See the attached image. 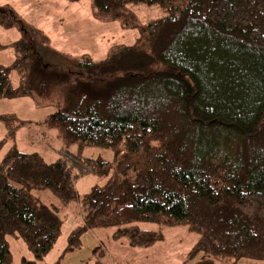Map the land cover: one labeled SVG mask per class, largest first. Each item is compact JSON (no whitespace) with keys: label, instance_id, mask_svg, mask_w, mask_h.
<instances>
[{"label":"trees","instance_id":"1","mask_svg":"<svg viewBox=\"0 0 264 264\" xmlns=\"http://www.w3.org/2000/svg\"><path fill=\"white\" fill-rule=\"evenodd\" d=\"M92 3L126 25L131 3L163 14L140 25L133 18V43L112 46L100 60L83 55L68 70L33 56L23 38L13 42L15 58L0 63V98L51 99L60 87L62 107L46 123L66 147H77L49 162L15 146L3 154L0 264L12 263L9 238L25 242L33 259L24 264L51 250L61 216L34 192L49 189L62 205L77 200L73 167L107 179L81 199L83 223L65 251L92 228H114L113 240L148 248L164 240L163 229L140 223H155L198 235L184 263L264 261V0ZM14 22L0 6V26ZM87 146L111 148L113 159L86 156ZM103 255L93 264H104Z\"/></svg>","mask_w":264,"mask_h":264},{"label":"rangeland","instance_id":"2","mask_svg":"<svg viewBox=\"0 0 264 264\" xmlns=\"http://www.w3.org/2000/svg\"><path fill=\"white\" fill-rule=\"evenodd\" d=\"M0 6L14 13L15 22L9 28L0 26V63L10 64L15 58L13 42L24 39L30 45L31 54L58 70L73 68V61L83 55L94 60L107 56L115 45L131 44L138 37L133 28V18L139 25L163 14L157 5L128 4L123 24L120 19H110L95 10L92 0H0ZM135 22V23H136ZM131 24V26L128 25ZM136 23V24H137ZM39 33L47 36L42 41ZM11 85L19 83L18 73L11 70ZM55 89L51 99L36 97L0 98V161L12 146L24 152H36L45 161H53L62 152L76 149L66 147L59 131L46 123L63 104V91ZM67 153V152H66ZM84 155L111 161V148L87 146ZM79 176L75 189L77 200L62 205L58 196L49 189L35 191L43 202L58 207L62 228L51 250L30 264H93L98 253L104 264H195L191 258L184 263L186 255L197 241L198 235L186 226L160 227L155 223H140L141 227L157 230L161 228L164 240L148 248L131 247L126 238L113 240L114 228H92L81 236L79 247L65 251L68 235L72 229L82 225L81 199L95 186L107 179L88 171L73 167ZM111 174V172H110ZM11 264H24L23 259L32 260L25 242L20 238H9ZM236 264H264L262 260L240 259Z\"/></svg>","mask_w":264,"mask_h":264},{"label":"crops","instance_id":"3","mask_svg":"<svg viewBox=\"0 0 264 264\" xmlns=\"http://www.w3.org/2000/svg\"><path fill=\"white\" fill-rule=\"evenodd\" d=\"M155 246V245H154ZM151 247H153V246H151ZM150 248V247H149ZM143 249V248H142Z\"/></svg>","mask_w":264,"mask_h":264}]
</instances>
